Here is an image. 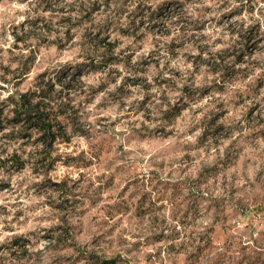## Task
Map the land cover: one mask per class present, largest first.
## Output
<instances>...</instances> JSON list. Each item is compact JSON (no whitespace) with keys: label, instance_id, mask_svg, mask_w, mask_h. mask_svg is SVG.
Wrapping results in <instances>:
<instances>
[{"label":"clouds","instance_id":"1","mask_svg":"<svg viewBox=\"0 0 264 264\" xmlns=\"http://www.w3.org/2000/svg\"><path fill=\"white\" fill-rule=\"evenodd\" d=\"M105 260L264 264V0H0V264Z\"/></svg>","mask_w":264,"mask_h":264},{"label":"rangeland","instance_id":"2","mask_svg":"<svg viewBox=\"0 0 264 264\" xmlns=\"http://www.w3.org/2000/svg\"><path fill=\"white\" fill-rule=\"evenodd\" d=\"M141 7H144V5H141ZM154 15H155V14H154ZM160 15L162 16V15H163V12H161ZM157 35H159V34H157ZM144 39H149V36L145 35V36H144ZM100 44H101V45H105V44H106L107 47H108L109 49H111V48L113 47V45L110 44V43H108L107 41H100ZM220 74L223 75V73H220ZM20 118H21V117H17V119H20ZM29 119L31 120V117H29ZM46 128H47V126H45V129H46ZM222 128H223V125H220V126L217 127L216 131L219 132V131L222 130ZM61 136H63V133H61ZM67 142H68V143H71V140H68ZM215 146H218V145H215V144L212 145V146L202 145V146H201V150H202L203 148H205V147H208V150L211 151V148H212V147H215ZM103 155H104V153L102 152V153H101V157H103ZM51 162H52L51 153H45V155H44V160H43V165H44V167H48V165H49ZM9 163H10V164H14V165L18 164L19 167H20V158H19V157H16L14 160L9 161ZM186 163H187V162H186ZM20 169H23V164L21 165ZM210 182H211V178H210ZM217 182H219V181H218V178H217ZM113 183H114V182H113ZM5 187H8V186L6 185ZM57 187L61 190V195H62V196L70 191V190H69L65 185H63V184H60V185H58ZM202 187H203V186H202ZM162 188H163V185H162ZM168 194L171 195V190H170V189L168 190ZM143 206H144L145 208L149 207V202H148L147 198H144V199H143ZM231 215H232V209H231V208H226V209H225V216L230 217ZM185 217H186V218H185ZM178 219L180 220V222L187 224V227H188L189 229L192 228L191 223H188V221L191 220V212H190V211H188V212H186V213L182 211L181 216H180ZM227 232H228V223H227L226 221H224V220L217 219V221H216V225H215V231H214L212 234H210V239L214 242V241L217 239V237L222 236V235H226ZM69 239H70V236H69ZM63 242H64V243H67L68 241H67V240H64ZM179 255H180V254H178V256H179ZM104 264H115V262H114V261L109 262L108 260H105Z\"/></svg>","mask_w":264,"mask_h":264},{"label":"trees","instance_id":"3","mask_svg":"<svg viewBox=\"0 0 264 264\" xmlns=\"http://www.w3.org/2000/svg\"><path fill=\"white\" fill-rule=\"evenodd\" d=\"M17 117H21L19 113L17 114ZM21 165H22V164L20 163V167H21Z\"/></svg>","mask_w":264,"mask_h":264}]
</instances>
